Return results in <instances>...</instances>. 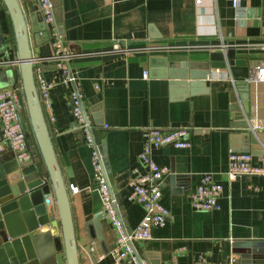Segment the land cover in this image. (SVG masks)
<instances>
[{"label": "crops", "instance_id": "0c3cea01", "mask_svg": "<svg viewBox=\"0 0 264 264\" xmlns=\"http://www.w3.org/2000/svg\"><path fill=\"white\" fill-rule=\"evenodd\" d=\"M29 1L37 13L35 1ZM50 1L58 4L57 26L71 55L75 86L103 152L108 183L126 229H133L143 216L139 205L127 201L131 179L145 173L138 161L142 130L189 129L188 148L166 146L151 153L157 166L179 177V186L160 182V203L169 213L168 220L162 228L151 230L148 241L134 245L136 253L145 264H191L200 257L207 264H264V177L228 180L225 176L229 151L250 153L255 165L264 157V83L235 89L225 70H209L199 85L183 90L174 88L168 76L171 71L170 77H176L182 63L205 61L208 53L219 51L216 47L228 42L242 45L235 49V58L247 60L250 69L264 63L263 1L238 0L236 9L227 0ZM19 5L27 22L32 70L38 69L45 81L53 83L49 90L53 123L46 120L47 111H42L68 193L78 264H110L108 253L115 234L100 217L89 151L69 113L71 85L58 84V72L48 60V39H34L26 3L19 0ZM114 41H126L138 49L129 54L112 53L109 49ZM1 49L0 59L15 58L10 23L0 4ZM143 70L146 79L141 78ZM9 87L6 84L0 91ZM244 91L248 128L240 129L234 126L231 100L234 93L240 108L239 96ZM253 141L255 145H251ZM28 146L43 173L29 140ZM203 174L211 175L221 186L217 210L198 212L189 204L188 196ZM36 231L46 250L38 258L47 256L41 262L54 264L49 253L58 228L42 226ZM248 242H260L262 253L243 258L239 245Z\"/></svg>", "mask_w": 264, "mask_h": 264}, {"label": "water", "instance_id": "95a60500", "mask_svg": "<svg viewBox=\"0 0 264 264\" xmlns=\"http://www.w3.org/2000/svg\"><path fill=\"white\" fill-rule=\"evenodd\" d=\"M27 6V13L32 24L34 39L44 38L47 34L38 13L29 0H23ZM53 2V1H52ZM11 28L15 58L13 67L8 72L0 70V88L6 84L18 85L20 96L24 103L26 123L22 125L26 136L30 135L37 157L41 163L43 173L37 168L33 158L28 164H18L15 154L11 152L0 140V264H43L41 257L46 252L42 247L38 227L49 226L58 228L59 235L51 239L52 251L49 255L54 258V264H78L75 244L74 228L69 207L68 193L63 181L62 173L57 163L51 136L42 111L38 93L34 84L32 71V57L30 55L27 22L19 5V0H0ZM55 22L59 24L58 4L52 3ZM219 51L208 53L207 59L198 63H182L176 77H170L171 85L182 87L183 90L199 85L205 80L209 70H225L233 81L235 89L247 87L244 82L249 76L250 68L245 59L235 58V49L242 45L232 42L220 44ZM4 49L0 50L2 53ZM171 66L169 65V68ZM198 70V71H196ZM9 79H6V78ZM9 81L8 83H6ZM241 92V91H240ZM240 108L235 103L234 93L231 100V110L234 113V126L247 129L246 115L247 93L242 92ZM255 141L251 145H255ZM248 150H252L249 147ZM102 156V164L109 182L108 169ZM69 176V171L66 170ZM171 186H179V177L169 175L163 177ZM161 180V181H162ZM113 193V192H112ZM118 211L119 202L114 195ZM123 218V216L121 215ZM126 228V227H125ZM130 230L127 229V232ZM243 258L248 259L262 253L260 242L240 244ZM48 255V256H49ZM143 259L139 254H137ZM251 263H256L251 261ZM163 264V263H160Z\"/></svg>", "mask_w": 264, "mask_h": 264}, {"label": "built area", "instance_id": "2783aa9c", "mask_svg": "<svg viewBox=\"0 0 264 264\" xmlns=\"http://www.w3.org/2000/svg\"><path fill=\"white\" fill-rule=\"evenodd\" d=\"M34 1L51 47V55L48 60L53 63L58 72V84L71 85L67 96L69 113L89 151L91 177L101 206L100 217L110 225L115 234L114 246L108 253L110 264H145V261L134 250V245L138 242L148 241L151 238V230L165 226L169 217L168 211L160 203V182L168 174V170L165 167L157 166L152 160L151 153L153 150L166 146L175 149L188 148L190 146L189 129L176 127L142 130L143 142L142 149L138 154V161L145 173L135 175L131 179L127 201L139 205L143 210V216L139 223L127 232L103 168L102 156L99 144L93 135L91 119L82 108L81 96L75 86V77L71 72V55L63 43L55 22L52 3L50 0ZM227 1L230 2L232 8L236 9L238 0ZM262 1L264 3V0ZM194 2L199 3V0H194ZM136 49L138 48L130 46L126 41H114L109 50L112 53L129 54ZM9 66H13L11 60L0 59V69ZM141 78H147L146 70L142 71ZM33 79L41 107L47 111L46 120L53 123L54 117L49 109V90L53 87V83L45 81L38 69L33 71ZM244 82L246 84L264 83V63L252 66L249 76ZM24 113V103L18 85L0 91V140L15 154L18 164L30 162L33 158L28 146L29 135L26 136V132L22 128V125L25 124ZM252 158L248 152L229 151L226 159V178L234 180L238 177H264V157L259 159L258 165L253 164ZM69 190L71 193H76L77 189L69 186ZM220 192L221 186L212 180L211 175L203 174L194 191L188 196L189 204L193 210L198 212L217 210ZM167 264H175V262L171 261ZM191 264H207V262L200 257Z\"/></svg>", "mask_w": 264, "mask_h": 264}, {"label": "trees", "instance_id": "16d2710c", "mask_svg": "<svg viewBox=\"0 0 264 264\" xmlns=\"http://www.w3.org/2000/svg\"><path fill=\"white\" fill-rule=\"evenodd\" d=\"M1 4V3H0ZM24 115H25V113H24ZM24 122L26 123V119H25V116H24ZM29 141H30V143L32 144V146H33V148H34V145H33V142H32V139H31V137H30V135H29ZM35 150V149H34ZM35 153H36V151H35ZM37 155V154H36ZM40 162V161H39Z\"/></svg>", "mask_w": 264, "mask_h": 264}, {"label": "rangeland", "instance_id": "374dc122", "mask_svg": "<svg viewBox=\"0 0 264 264\" xmlns=\"http://www.w3.org/2000/svg\"><path fill=\"white\" fill-rule=\"evenodd\" d=\"M4 72L6 73V72H8V70H5ZM8 79H9V78H8ZM8 82H9V81H7L6 83H8Z\"/></svg>", "mask_w": 264, "mask_h": 264}]
</instances>
